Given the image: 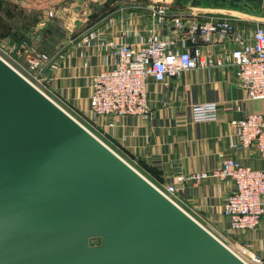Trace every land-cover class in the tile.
<instances>
[{
    "label": "water",
    "instance_id": "95a60500",
    "mask_svg": "<svg viewBox=\"0 0 264 264\" xmlns=\"http://www.w3.org/2000/svg\"><path fill=\"white\" fill-rule=\"evenodd\" d=\"M0 264L247 263L0 58Z\"/></svg>",
    "mask_w": 264,
    "mask_h": 264
},
{
    "label": "crops",
    "instance_id": "0c3cea01",
    "mask_svg": "<svg viewBox=\"0 0 264 264\" xmlns=\"http://www.w3.org/2000/svg\"><path fill=\"white\" fill-rule=\"evenodd\" d=\"M177 1V5L184 9H175L168 3L173 16L184 13L188 17L203 19L211 16L225 17L222 12L189 5L188 0ZM3 2L16 10H23L28 6L25 2L30 1ZM150 6L131 10L117 9L110 17L106 14L97 16L94 28L77 43L61 38L62 41L54 46L57 40L53 41L52 33L49 38L54 43L51 49L45 47V50H39L35 47L38 41H44L45 38L46 42L49 41L43 36V31L36 29L33 36L30 30L12 36L10 25L0 39L7 41L9 49L29 45L34 53L47 56L48 63L41 67V73L51 76V83L46 87L47 93L56 100L71 103L81 113L87 107L90 95L89 78L108 69L113 60L103 43L114 41L135 44L155 32V23L149 18ZM111 10H114V6ZM226 16L243 23L253 24L256 21L244 15ZM50 30L49 27L47 32ZM164 35L165 31L159 33V36ZM208 102L218 103V120L194 123L191 120L192 105ZM147 105L150 112L147 119H100L92 129L96 131L99 141L151 185L165 188L175 184L179 176L211 172L218 169L226 158H235L254 169L263 168L264 163L256 151L232 148L238 143L232 122L248 114H264V100H248L245 92L236 84L233 70L199 69L184 72L166 84L151 81L148 85ZM231 185L230 181L218 179H209L199 184H177L175 199L186 213L212 234L226 232L228 222L223 216V206L231 193ZM245 239H252L257 253L261 254L264 223L258 230L244 235Z\"/></svg>",
    "mask_w": 264,
    "mask_h": 264
},
{
    "label": "built area",
    "instance_id": "2783aa9c",
    "mask_svg": "<svg viewBox=\"0 0 264 264\" xmlns=\"http://www.w3.org/2000/svg\"><path fill=\"white\" fill-rule=\"evenodd\" d=\"M148 11L156 33L148 34L135 44L103 43L113 60L108 69L89 78L90 95L87 107L81 113L91 129L100 119L149 118V82L166 84L184 72L199 69L229 68L248 100H264V22L243 23L223 16L203 19L184 13L173 16L165 3L151 5ZM163 31L165 35L159 36ZM3 61L50 99L45 92L51 76L41 73V67L49 61L47 56L33 51L27 53L26 66H20L23 72ZM218 111L216 102L195 103L191 107V120L194 123L216 122ZM232 126L238 138L232 148L254 150L264 163V114H248L233 121ZM209 179L232 184L223 206V216L228 222L227 233L236 239L237 248L249 262L209 232L245 263L264 264V242L259 254L252 239L244 240V235L258 230L264 223V166L254 169L235 158H226L211 172L179 176L175 184L165 188L152 186L182 209L175 199L177 184H199Z\"/></svg>",
    "mask_w": 264,
    "mask_h": 264
},
{
    "label": "rangeland",
    "instance_id": "374dc122",
    "mask_svg": "<svg viewBox=\"0 0 264 264\" xmlns=\"http://www.w3.org/2000/svg\"><path fill=\"white\" fill-rule=\"evenodd\" d=\"M26 3L23 10H16L15 7H11L5 2L0 1V37L6 32L7 27H10V33L12 36L15 34H21L30 30L29 33L33 36L36 30L43 31V36L46 38L44 41H38L35 43V47L39 50L51 49L53 47V41L56 46L59 44L61 38H68V40L73 43L79 42L81 39L86 37L89 32L94 28L95 19L97 16L106 14L111 16L113 11L117 9L131 10V8L136 7H146L147 5H156L157 3H165L167 5L171 4L175 9H184L177 5V0H29ZM183 1V0H182ZM200 5L207 7V9H212L214 11H219L226 15H244L245 17L257 20L259 22H264V12H260L258 7H251L250 9H244L239 7L237 9H231L228 1L225 3L219 2L215 4L212 0H198ZM117 2V3H116ZM156 3V4H155ZM169 3V4H168ZM187 4H193V0H188ZM146 5V6H145ZM114 6V10L111 8ZM216 6V7H214ZM187 9V8H186ZM106 16V17H107ZM263 20V21H261ZM44 25V26H43ZM49 27L51 28L50 31ZM45 30V31H44ZM54 35L53 41L51 43L50 37ZM85 33V34H84ZM87 33V35H86ZM22 35V34H21ZM31 36V37H32ZM33 39V38H32ZM7 42V41H6ZM6 42L0 39V58L5 60L12 67L17 68L19 72H23L20 66L25 67L26 61L25 56L27 53H31L33 50L29 45L27 47H15L7 48ZM50 43V44H49ZM30 47V48H29ZM21 52V53H20ZM45 94L53 100L61 109H63L67 114L79 122L82 126L88 128L91 133L97 137L96 131L91 129L87 124L85 117L77 111L73 105L69 102H64L62 100H56L47 92ZM214 235L220 239L224 244L231 248L234 252L242 256L246 261L248 259L242 255L236 246V239L226 232L214 233ZM98 243L97 241L94 244ZM259 249V248H258ZM249 262V261H248Z\"/></svg>",
    "mask_w": 264,
    "mask_h": 264
},
{
    "label": "flooded vegetation",
    "instance_id": "af4514ba",
    "mask_svg": "<svg viewBox=\"0 0 264 264\" xmlns=\"http://www.w3.org/2000/svg\"><path fill=\"white\" fill-rule=\"evenodd\" d=\"M228 3H230V2L228 1ZM239 7H241V6H239ZM239 7H238V8H239ZM251 7H253V6H250V8H251ZM254 7H255V6H254ZM242 8H244V7H242ZM236 9H237V8H236ZM244 9H247V10H248L249 8H244ZM262 9H263L262 12H264V7H262Z\"/></svg>",
    "mask_w": 264,
    "mask_h": 264
},
{
    "label": "trees",
    "instance_id": "16d2710c",
    "mask_svg": "<svg viewBox=\"0 0 264 264\" xmlns=\"http://www.w3.org/2000/svg\"><path fill=\"white\" fill-rule=\"evenodd\" d=\"M95 241H97V240L92 241V244H94ZM97 242H98V241H97ZM96 244H97V243H96Z\"/></svg>",
    "mask_w": 264,
    "mask_h": 264
}]
</instances>
